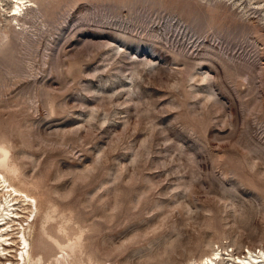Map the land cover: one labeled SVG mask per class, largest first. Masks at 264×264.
Here are the masks:
<instances>
[{
    "label": "rangeland",
    "instance_id": "374dc122",
    "mask_svg": "<svg viewBox=\"0 0 264 264\" xmlns=\"http://www.w3.org/2000/svg\"><path fill=\"white\" fill-rule=\"evenodd\" d=\"M15 3L0 0V172L21 218L0 264H23L22 225L26 264L262 257L264 0Z\"/></svg>",
    "mask_w": 264,
    "mask_h": 264
},
{
    "label": "bare ground",
    "instance_id": "6f19581e",
    "mask_svg": "<svg viewBox=\"0 0 264 264\" xmlns=\"http://www.w3.org/2000/svg\"><path fill=\"white\" fill-rule=\"evenodd\" d=\"M15 4H16L15 8L13 9L15 13L13 14V17H16L18 13L23 11L24 7L26 6L24 3V0H16ZM7 157L8 156H7L6 151L5 153H2V156L0 159V167L4 168L7 165ZM0 189H1L0 192H3V193L6 192L9 198L12 199L11 200L12 205L11 203L8 202L7 198H5V202H2V204L0 205V251L4 254V256H6V255H9L8 253H6L7 251H9L8 247L10 248L12 247V243H10L8 238H6V236L10 235L8 226L11 223H14L19 218H21L19 217V213L16 212L18 210H15V204L13 203L17 200V198H19L22 195V192L16 189L14 185H12L8 181V179L5 177V175L2 172H0ZM26 198H28V196H26ZM29 203H31L33 206L34 204L37 203V201L33 198L30 200ZM22 226H23V233H21L22 234L21 240H22V243H23L22 245L24 246V249L21 250L22 252L20 254L21 256L20 261L23 262V264H26L27 260L30 259V249H29L30 244H29V240L27 239V236L25 233L24 225ZM250 254H251V259L247 260L246 258V260H241L240 258H238L236 259L237 262L233 264H264V252L262 253V257H254L251 251H250ZM224 256L225 254H223L220 251L214 252L213 255H211L210 257H207L203 261L202 264H223L222 262H224L225 260Z\"/></svg>",
    "mask_w": 264,
    "mask_h": 264
}]
</instances>
